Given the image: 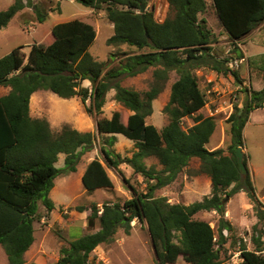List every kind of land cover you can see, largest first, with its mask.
I'll use <instances>...</instances> for the list:
<instances>
[{
    "label": "trees",
    "instance_id": "1",
    "mask_svg": "<svg viewBox=\"0 0 264 264\" xmlns=\"http://www.w3.org/2000/svg\"><path fill=\"white\" fill-rule=\"evenodd\" d=\"M76 1L94 10H105L114 30L106 40L108 45L127 44L138 51L120 57L116 65L103 73V63L89 52L96 36L94 27L86 21L72 19L54 24L50 29L52 41L46 46L33 44L26 61L21 46L0 58V86L10 88L0 96V245L7 263H24V253L34 241L32 223L39 219L37 201L48 212L54 208L48 197L53 179L61 173L75 171L81 156L94 143L90 132L64 125L54 134L45 119L31 118L28 107L31 94L48 90L61 98L78 97L83 103L89 98L86 111L100 114L106 93L114 90L115 100L131 113L124 121L119 111L96 121L98 132L112 134L100 146V152L107 166L128 163L147 181V191L136 193L122 203L106 202L101 209L92 204L87 225L97 224V230L62 246L54 264H87L91 252L110 242L118 228L129 234L134 219L147 224L156 264L174 263L178 256L189 264H220L219 249L215 246L225 244L222 231L230 230L229 222L220 220L215 239L209 223L192 216L210 210L223 215L226 197L238 191L257 200L249 173L241 176L235 149L243 145L242 130L250 112L264 107V87L245 88L243 104L234 105L227 117L230 124L227 153L205 146L215 128L211 116L196 115L187 132L183 131L180 120L205 104L193 70L207 67L216 73L232 75L242 84L238 72L227 63L234 57L244 58L237 43L264 23V0H212L216 16L234 46L235 56L231 52L222 59L212 53V33L206 20L198 18L206 10L205 0H167V16L162 22L154 20L153 5L148 6L151 0ZM32 4V0H14L5 10H0V26H6L18 11ZM34 10L38 22L44 21L46 14L37 6ZM151 66L154 82L144 93L121 85L124 77L142 73ZM172 70L178 73V78L172 83L169 100L163 107L168 122L158 130L146 123L145 118L151 114V102ZM83 80H89L90 87L81 86ZM118 133L134 142L135 150L130 157L122 158L113 150V135ZM60 153L64 154V165L56 167ZM149 157L155 158L162 168L147 167L144 161ZM191 158L199 160L198 172L209 177L211 195L190 205L168 203L163 196L155 197V190L173 182ZM81 182L88 192L112 187L98 159L86 165ZM222 191L224 196L220 195ZM255 204L258 222H263L264 210L259 208L258 200ZM257 227L255 224L253 230ZM260 237L261 232L252 236L254 250L240 248L242 264H264Z\"/></svg>",
    "mask_w": 264,
    "mask_h": 264
},
{
    "label": "rangeland",
    "instance_id": "2",
    "mask_svg": "<svg viewBox=\"0 0 264 264\" xmlns=\"http://www.w3.org/2000/svg\"><path fill=\"white\" fill-rule=\"evenodd\" d=\"M160 1L162 0H151L148 6H155V10L161 6ZM13 2L14 0H0V10H5ZM32 2V6H25L18 11L8 24L0 29V58L21 46V52L26 61L33 44L46 46L52 41L50 29L54 24L72 19L86 21L94 27L96 36L89 46V52L94 59L103 63V73L116 65L120 57L138 51L127 44L108 45L106 43L114 30L104 9L94 10L81 5L76 0H32ZM205 2L206 10L200 13L198 18L206 20V26L212 33V53L221 59L229 57L233 51V42L221 26L212 0H205ZM162 4L164 7L165 4L163 2ZM35 6L46 14L44 21L38 22L36 19ZM159 18L158 16L157 19ZM237 45L244 54V58L234 64L236 59L234 57L227 64L229 68L238 72L242 84L238 83L232 75L216 73L207 67L193 70L204 95L205 104L190 117H182L180 124L183 131L187 132L194 124L193 118L196 115L211 116L215 121V128L205 144L209 150L222 149L225 153L228 152L230 124L227 117L233 111L234 105L243 104L246 96L245 88L260 90L264 87V23L245 35ZM245 54L248 57H245ZM232 55L235 56L233 52ZM153 71L154 67L151 66L142 73L124 77L121 85L144 93L154 82ZM177 78L176 71L172 70L168 73L157 96L151 102V114L145 118L146 123L154 125L158 130L168 122L163 107L169 100L171 85ZM90 84L89 80L81 82V86L84 87H90ZM9 89L8 86H0V96L7 94ZM114 93V90L106 93L100 114L86 111L90 103L89 98L83 103L78 97L61 98L48 90H37L31 94L28 103L31 118L45 119L54 134L59 133L64 125L80 132H90L94 135V143L93 147L81 156L75 171L61 173L53 179V187L48 197L53 202L54 208L48 212L41 201H37L39 219L32 223L34 241L24 253L23 264H54L62 246H67L68 242L74 238L96 231L97 224L94 227L87 225L92 204L101 209L106 202L122 203L136 193L147 191V181L142 175L135 173L128 163L122 161L117 167L107 166L100 152V146L112 134L98 132L96 121L103 117L109 118L115 111L120 112L121 120L124 121V118L131 113L115 100ZM113 136V150L122 158L130 157L135 150L134 142L119 133ZM242 140L243 161L247 166L255 196L260 202L259 208L264 210V107L250 112L242 130ZM63 159L64 154L60 153L55 166L63 167ZM92 159L101 161L112 181L111 188H100L92 192L84 188L81 175ZM144 163L147 167L153 165L157 170L162 168L153 157L146 158ZM198 169L199 160L191 158L175 180L155 190L154 196H163L168 203L182 205H190L195 201L203 200L204 197H209L211 195L210 179L206 174L198 172ZM224 194L225 192L222 191L220 195L224 196ZM257 200H252L244 191H238L226 197L223 215L210 210L198 211L192 216L193 219L209 223L213 228L215 239L218 238L220 220L229 222L230 230L222 231L226 237L225 244L215 246L219 249L220 264H242L240 248L245 246L248 250H254L252 236L258 235L259 232L264 245V221L258 222L255 213ZM76 207L84 209L79 211ZM255 224L258 227L253 230ZM0 264H8L1 245ZM87 264H156V252L149 237L147 224L134 219L131 222L129 234H125L122 228H118L110 242L100 244L91 252ZM167 264L189 263L185 262L182 256H178L174 263Z\"/></svg>",
    "mask_w": 264,
    "mask_h": 264
},
{
    "label": "built area",
    "instance_id": "3",
    "mask_svg": "<svg viewBox=\"0 0 264 264\" xmlns=\"http://www.w3.org/2000/svg\"><path fill=\"white\" fill-rule=\"evenodd\" d=\"M161 2H163L165 4V6L163 7V4H161V6L157 7L155 10H154V7L153 6V17H154V20L156 22H162L165 18V15H166V10H168V3H167V0H162ZM160 17L159 19H157V17ZM164 17V18H163ZM163 19V20H162ZM239 61V59H235L234 60V64H237ZM187 117V116H186ZM181 123V122H180Z\"/></svg>",
    "mask_w": 264,
    "mask_h": 264
},
{
    "label": "water",
    "instance_id": "4",
    "mask_svg": "<svg viewBox=\"0 0 264 264\" xmlns=\"http://www.w3.org/2000/svg\"><path fill=\"white\" fill-rule=\"evenodd\" d=\"M140 11H142V9ZM1 28H2V26H0V29ZM235 155H236L238 167L240 169V173H241V175H245L246 173H248V169H247V166L243 163V151H242V148L240 146L235 149ZM149 237H150V240L153 244V241H152L150 234H149Z\"/></svg>",
    "mask_w": 264,
    "mask_h": 264
},
{
    "label": "crops",
    "instance_id": "5",
    "mask_svg": "<svg viewBox=\"0 0 264 264\" xmlns=\"http://www.w3.org/2000/svg\"><path fill=\"white\" fill-rule=\"evenodd\" d=\"M212 44H213V43H212ZM212 44H211V45H212ZM245 53H246V51H245ZM245 57H248V55H247V54H245Z\"/></svg>",
    "mask_w": 264,
    "mask_h": 264
},
{
    "label": "bare ground",
    "instance_id": "6",
    "mask_svg": "<svg viewBox=\"0 0 264 264\" xmlns=\"http://www.w3.org/2000/svg\"><path fill=\"white\" fill-rule=\"evenodd\" d=\"M160 3L162 4V2L160 1Z\"/></svg>",
    "mask_w": 264,
    "mask_h": 264
}]
</instances>
